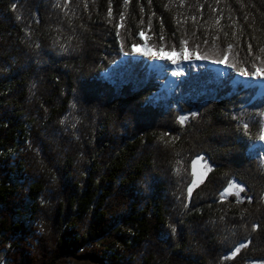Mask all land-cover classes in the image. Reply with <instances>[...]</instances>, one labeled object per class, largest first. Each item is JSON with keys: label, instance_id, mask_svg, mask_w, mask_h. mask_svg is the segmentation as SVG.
I'll use <instances>...</instances> for the list:
<instances>
[{"label": "trees", "instance_id": "obj_1", "mask_svg": "<svg viewBox=\"0 0 264 264\" xmlns=\"http://www.w3.org/2000/svg\"><path fill=\"white\" fill-rule=\"evenodd\" d=\"M143 44L231 72L156 99ZM261 50L264 0H0L5 264H264Z\"/></svg>", "mask_w": 264, "mask_h": 264}, {"label": "rangeland", "instance_id": "obj_2", "mask_svg": "<svg viewBox=\"0 0 264 264\" xmlns=\"http://www.w3.org/2000/svg\"><path fill=\"white\" fill-rule=\"evenodd\" d=\"M140 36L145 40L149 35L140 34ZM134 57H140L146 60L149 69H154L156 71V78L159 82L160 90L165 88L167 91H172L175 82L172 83L173 77L182 73L186 67L202 65V61L199 60L194 51H182V52H165V50H159L157 52L151 51L145 44L135 46L133 49ZM125 59V55L122 54ZM175 61V63H173ZM215 75H223L227 68L223 65L209 64ZM238 76V74H237ZM239 77V76H238ZM240 78V77H239ZM246 87L256 85L259 87L260 94H264V72L255 73L253 76H245V80H240V84ZM235 86V85H234ZM159 92V90L157 91ZM192 172L195 183H198L204 176L202 169V162L200 156H196L192 160ZM194 183V184H195ZM0 264H5L4 251H0ZM64 264H97L90 261L76 260L69 257Z\"/></svg>", "mask_w": 264, "mask_h": 264}, {"label": "snow or ice", "instance_id": "obj_3", "mask_svg": "<svg viewBox=\"0 0 264 264\" xmlns=\"http://www.w3.org/2000/svg\"><path fill=\"white\" fill-rule=\"evenodd\" d=\"M128 3V0H125V4H127ZM109 16H111V10H109ZM194 19V18H193ZM121 20H123V14L121 15ZM217 23H219V21L217 20ZM142 35H143V33H141ZM186 43V42H185ZM249 48H251V46H249ZM232 49V45L231 44H229L228 45V51H230ZM261 51H264V50H261ZM206 58V57H205ZM226 59H227V54L225 55V59L224 60H221V61H218V62H220V63H224V62H226ZM173 63H175V61H173ZM233 66H235V65H233ZM256 72L257 73H260V72H264V68H262V67H257V69H256ZM242 74H247V72L245 71V72H242ZM185 119H187L186 117H181L180 118V122L181 123H183L184 122V120ZM194 183H195V181H194ZM232 187H236V188H239V186L238 185H230V189L232 188ZM189 194L191 193V191H192V189L191 188H189ZM239 191H243V189L242 188H239ZM239 191L236 193L237 195H239ZM226 192H227V190H226ZM244 245H241V247H243ZM239 251V249H236V252H238ZM233 255H235V253H233Z\"/></svg>", "mask_w": 264, "mask_h": 264}, {"label": "bare ground", "instance_id": "obj_4", "mask_svg": "<svg viewBox=\"0 0 264 264\" xmlns=\"http://www.w3.org/2000/svg\"><path fill=\"white\" fill-rule=\"evenodd\" d=\"M122 59H124L123 57H122ZM157 91V90H156Z\"/></svg>", "mask_w": 264, "mask_h": 264}]
</instances>
